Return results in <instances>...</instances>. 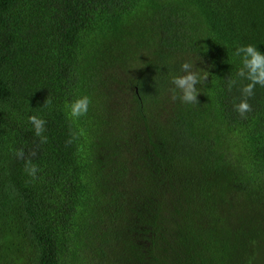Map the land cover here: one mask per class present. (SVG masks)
Masks as SVG:
<instances>
[{
  "label": "trees",
  "instance_id": "1",
  "mask_svg": "<svg viewBox=\"0 0 264 264\" xmlns=\"http://www.w3.org/2000/svg\"><path fill=\"white\" fill-rule=\"evenodd\" d=\"M247 45L264 53V0H0V264H264V87L234 108ZM185 61L210 73L196 104L168 91Z\"/></svg>",
  "mask_w": 264,
  "mask_h": 264
},
{
  "label": "clouds",
  "instance_id": "2",
  "mask_svg": "<svg viewBox=\"0 0 264 264\" xmlns=\"http://www.w3.org/2000/svg\"><path fill=\"white\" fill-rule=\"evenodd\" d=\"M233 55L240 59L241 64L236 77L241 82L248 81L246 84L241 83L240 92L242 99L238 104H234V108L241 117H246V114L252 111L248 98L254 95V89L257 85L264 87V53L253 45H247L238 46ZM196 61L182 62L180 65V72L182 74L171 75L170 83L172 87L168 91L173 101L180 100L185 104L199 103L197 97L201 92V88H198L197 85H205L210 73L203 68H197L195 66ZM238 79H228L227 85L229 91H231L233 86L237 85ZM90 103L91 100L88 96H81L71 102H67L65 108L68 117L70 119H79L87 115ZM50 104L51 99H46L43 106L47 107ZM28 121L32 125L35 135L40 138V143H47L48 138L44 135L46 121L36 115L29 116ZM68 143H71V141H68ZM15 155L18 159L24 161L25 172L35 179L39 171L37 165L30 158L25 157L23 149H17ZM35 155V151L30 153V156Z\"/></svg>",
  "mask_w": 264,
  "mask_h": 264
}]
</instances>
